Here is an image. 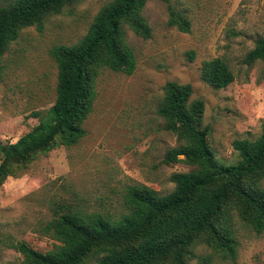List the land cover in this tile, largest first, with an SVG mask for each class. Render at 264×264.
<instances>
[{"label":"rangeland","instance_id":"374dc122","mask_svg":"<svg viewBox=\"0 0 264 264\" xmlns=\"http://www.w3.org/2000/svg\"><path fill=\"white\" fill-rule=\"evenodd\" d=\"M14 0H2L7 5ZM112 0H80L62 13L22 31L2 63L0 143H15L56 100L57 65L50 50L71 46L88 32L97 13ZM190 21V31L168 25L170 11L161 0H148L143 16L149 39L125 27L136 70L128 76L106 70L97 82L98 97L85 122L86 136L72 147H57L35 158L18 177L0 187V264H21L12 245L24 241L46 253L57 244L45 234L57 205L119 218L128 213V188L142 185L166 195L175 189L171 176L194 169L184 162L167 165V151L178 145L157 115L166 83L193 87L192 99L205 102L204 124L219 164L236 165V140H255L264 126V62L245 63L258 39L264 38V0H171ZM194 53L190 59L189 53ZM224 58L235 81L216 90L201 79L204 61ZM264 186V184H263ZM235 261H223L200 245L197 256L211 264H264V233L239 226ZM188 264H199L196 258Z\"/></svg>","mask_w":264,"mask_h":264},{"label":"trees","instance_id":"16d2710c","mask_svg":"<svg viewBox=\"0 0 264 264\" xmlns=\"http://www.w3.org/2000/svg\"><path fill=\"white\" fill-rule=\"evenodd\" d=\"M80 0H0V85L2 63L23 30H42L44 20ZM168 25L190 31L187 16L171 0ZM148 0H112L95 16L86 35L71 46L50 50L57 65L56 100L33 127L15 143H0V187L20 176L39 155L57 147L72 148L86 136L85 122L98 97L97 82L106 70L132 75L134 51L128 45L125 27L144 39L152 29L143 16ZM190 59L194 53L188 54ZM264 62V38L256 41L245 63ZM201 79L216 90L227 88L235 75L224 58L204 61ZM157 115L164 130L175 135L178 145L169 149L164 163L184 162L196 169L175 173V189L166 195L135 185L125 197L127 214L119 218L100 212H85L71 204L57 205L44 231L56 241L54 248L39 252L21 241L12 248L21 264H211L212 258L197 256L204 245L223 261L238 256L239 226L264 233V126L255 140H236V165L218 163L209 144L211 127L204 124L205 102L192 99L190 84L168 82Z\"/></svg>","mask_w":264,"mask_h":264}]
</instances>
